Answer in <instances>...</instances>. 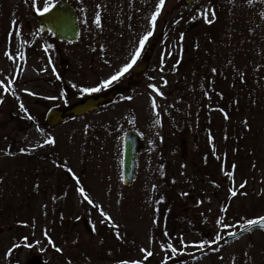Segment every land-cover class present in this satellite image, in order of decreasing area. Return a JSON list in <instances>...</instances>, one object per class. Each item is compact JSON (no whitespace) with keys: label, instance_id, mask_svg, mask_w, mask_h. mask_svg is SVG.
I'll use <instances>...</instances> for the list:
<instances>
[{"label":"rangeland","instance_id":"1","mask_svg":"<svg viewBox=\"0 0 264 264\" xmlns=\"http://www.w3.org/2000/svg\"><path fill=\"white\" fill-rule=\"evenodd\" d=\"M56 1L0 0V264H264V230L226 240L264 217V0H165L154 28L159 0H70L76 43L38 30L33 15ZM149 31L127 73L85 91ZM116 88L97 110L45 124ZM128 130L146 144L131 186Z\"/></svg>","mask_w":264,"mask_h":264},{"label":"water","instance_id":"2","mask_svg":"<svg viewBox=\"0 0 264 264\" xmlns=\"http://www.w3.org/2000/svg\"><path fill=\"white\" fill-rule=\"evenodd\" d=\"M186 4L192 5L200 0H184ZM38 23L42 25L44 30H49L54 33L56 39L67 41L70 43L76 42L80 37V29L78 23V14L70 3L60 0L48 12L36 15ZM28 27L31 28L30 24ZM148 67L146 60L140 61L135 72L141 73ZM131 83V82H130ZM119 93V89L112 90L107 95L97 97H88L85 100L74 104L64 110L59 108L51 109L47 113L46 123L50 127H55L62 124L69 116H82L98 109L100 105L108 103L114 99ZM146 147V144L141 141L140 136L135 130H128L124 136L123 146V181L126 186H131L139 151ZM88 226V223L85 222ZM65 234L72 233L76 224L71 220H65L63 223ZM254 230H264V228L253 227L251 231L239 230L236 236L228 235L226 240H236Z\"/></svg>","mask_w":264,"mask_h":264},{"label":"snow or ice","instance_id":"3","mask_svg":"<svg viewBox=\"0 0 264 264\" xmlns=\"http://www.w3.org/2000/svg\"><path fill=\"white\" fill-rule=\"evenodd\" d=\"M249 2H251V0H249ZM164 5H165V0H159L158 4L156 5V9H155L154 13L152 14V16L150 18V24H151V26L153 28L155 27L157 17L160 15L161 9L163 8ZM49 10H50V8L48 6H46L43 9V12H48ZM209 11H210L209 9H205L204 10V17H205V21L206 22L211 23L212 21L207 19ZM43 12L41 14H43ZM212 16H213V18L215 17V13L214 12H212ZM95 23L99 27V24H100L99 13H97V15H96ZM151 35H152V32L149 31L146 35H143L140 38V40H139V48L133 54L131 61L129 63L125 64V66L123 68H121L117 74L111 76V78L109 80L103 81L98 87H95V88H92V89H86L85 91H87V92H99V91H101L102 88L109 87L113 82L117 81L121 76H123L125 73H127L133 67V65L136 63V60H137V58L140 55V50H142L144 48L145 42L149 39V37ZM181 39H183V34H181ZM6 55H7V53H6ZM9 58H11V56H9ZM213 71L215 72V69H213ZM5 90H7V89H5ZM152 106H153V108L156 107L154 101H153ZM21 107H23V106H21ZM157 123H159V121H157ZM52 142L53 141H51V140L47 141V143H52ZM234 167L235 166H233V168ZM228 175H230V173H228ZM240 187L243 188L244 185L242 184V185H240ZM80 191H81V194H83V190L81 189ZM231 194L233 196H235L236 192L233 191ZM85 199H88V198L85 197ZM89 203H92V201L89 200ZM101 214L104 215L103 213H101ZM105 218L110 220V217H105ZM154 223H155V221H154ZM257 226L260 227V228H264V217L247 220L246 224L242 228V231H245V232L246 231H251V229L253 227H257ZM113 227H117V226L115 224H113ZM230 235L236 236L237 233H230ZM118 238H119V236H118ZM220 239H221V237L219 235H217L215 237V241L216 242H218ZM49 242L51 243V241H49ZM26 246L30 247L31 245H26ZM169 247H171V245H169ZM198 247L203 248V245L202 244L198 245ZM215 250H218V249H215ZM57 251H59V249H57ZM142 251H146V250L142 249ZM172 251L175 252L176 249L173 248ZM151 255H152V252L151 251H147V256H151Z\"/></svg>","mask_w":264,"mask_h":264},{"label":"flooded vegetation","instance_id":"4","mask_svg":"<svg viewBox=\"0 0 264 264\" xmlns=\"http://www.w3.org/2000/svg\"><path fill=\"white\" fill-rule=\"evenodd\" d=\"M60 0H58V1H56L51 7H53L57 2H59ZM65 2H67V3H70V5L76 10V8L73 6V2H71L70 0H64ZM50 7V8H51ZM77 11V10H76ZM77 14H78V23H79V13H78V11H77ZM34 16V18H35V20H36V22H37V25H38V30L41 32V33H50V35L52 36V39L54 40V41H56V42H67V41H61V40H58V39H56V37L54 36V33H52L51 31H49V30H44L43 29V27H42V25H40L39 23H38V20H37V18H36V13L33 15ZM102 20H100V27L101 28H103V29H107V26H106V23H105V20L103 19V18H101ZM30 26H31V28L30 29H32L33 28V25L32 24H30ZM79 29H80V27H79ZM80 34H81V30H80ZM80 38V37H79ZM79 40V39H78ZM77 40V41H78ZM76 41V42H77ZM76 42H74V43H76ZM67 43H70V42H67ZM151 50H147V54H149V55H151ZM142 60H146L147 62H148V66H149V60L148 59H142ZM141 60V61H142ZM140 63V62H139ZM138 66V65H137ZM137 66H136V68H137ZM136 68L134 69V72H135V70H136ZM135 74L136 75H140V73L139 74H137L136 72H135ZM101 106V105H100ZM99 106V107H100ZM98 107V108H99ZM49 112V111H48ZM47 112V113H48ZM91 113V112H90ZM46 116H47V114H46ZM45 124L47 125V123H46V119H45ZM47 126H49V125H47Z\"/></svg>","mask_w":264,"mask_h":264}]
</instances>
